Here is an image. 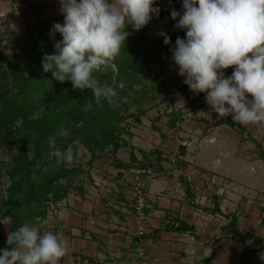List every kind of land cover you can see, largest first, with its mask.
Instances as JSON below:
<instances>
[{"label":"crops","instance_id":"0c3cea01","mask_svg":"<svg viewBox=\"0 0 264 264\" xmlns=\"http://www.w3.org/2000/svg\"><path fill=\"white\" fill-rule=\"evenodd\" d=\"M30 1L41 8L51 29L54 23L63 24L59 0H0L1 29L9 33L26 30L21 13H32ZM160 3L165 5L164 0L155 4ZM202 102V110L215 116L206 100ZM226 118L232 120L231 115ZM209 120L186 127L193 131L181 140L170 134L172 140L161 145L172 149L178 140L185 146V170L193 178L194 195L187 198L176 174L149 182L142 255L136 244V218L126 213L133 209L132 184L140 174H130L129 185V175L121 181L119 172L117 178H100L96 173V180L84 186L82 193H69L58 202L41 228L68 240L60 264H264V126L236 121L237 126L214 125L218 119ZM145 159L154 161L155 154ZM137 163L130 161L128 169L132 171ZM211 194L218 195L216 212L211 210ZM233 216L236 225L230 222ZM180 221L194 229L177 230Z\"/></svg>","mask_w":264,"mask_h":264},{"label":"clouds","instance_id":"9594fccd","mask_svg":"<svg viewBox=\"0 0 264 264\" xmlns=\"http://www.w3.org/2000/svg\"><path fill=\"white\" fill-rule=\"evenodd\" d=\"M64 22L54 23L51 33L62 36L57 52L45 54L42 66L54 80L70 81L73 90L91 91L95 105L102 101L120 107L115 87L101 85L95 73L102 72L119 55L131 33L140 31L159 15L156 0H59ZM177 37L171 49L178 74L194 93H206V103L218 119L232 116L241 125L264 126V0H183V14L173 10ZM164 44L171 38L164 32ZM233 68L230 76L224 70ZM120 89L125 87L121 80ZM127 102V97L123 98ZM93 110L88 100L82 111ZM82 123V122H81ZM50 155L56 162L71 164L74 153L61 151L49 137ZM8 224L9 222H0ZM48 221L24 223L7 233L8 248L0 249V264H60L68 240L51 231L41 232Z\"/></svg>","mask_w":264,"mask_h":264},{"label":"trees","instance_id":"16d2710c","mask_svg":"<svg viewBox=\"0 0 264 264\" xmlns=\"http://www.w3.org/2000/svg\"><path fill=\"white\" fill-rule=\"evenodd\" d=\"M177 10L183 14V1L171 0ZM33 16L37 22L28 26L27 37L30 42L24 51L28 57L26 62H21L18 57L10 58L0 48V71L2 81L0 83V147L17 146L16 154L12 156L14 167L9 171L11 184L7 189V196L3 200L1 218H9L10 231H15L24 223L40 221L47 217V210L41 208L43 200L55 206L67 196L66 186L56 188L60 179L68 174L64 165L49 167L44 170L38 167V162L45 152L50 151L48 146L49 137H55L57 147L63 151L77 138L84 143L92 159H96L107 147L113 145V151L117 152L121 146H127L128 140L122 135L124 132L132 137L128 129L119 124L125 119L120 114L121 97L128 94L127 82L134 83L141 81V75L156 62H161L167 53L168 46L164 44L163 36L155 42L154 48L144 46L145 38L143 31H133L131 26L126 31L131 33L121 47L119 55L102 72L95 73L100 84H108L116 88L119 94L120 107L112 108L107 102L102 101L100 106L95 105L92 93L85 89L73 90L70 81L61 83L52 77V72H45L42 66V59L45 54L52 55L57 52L55 44L62 41L60 33H51L48 22L42 17L41 8L33 1L29 2ZM28 17L27 11L24 13ZM171 40L177 36L175 32L167 34ZM3 37V36H2ZM183 38L186 34L182 35ZM6 38H0V42ZM8 42H19L17 38L7 40ZM225 76H230L224 70ZM123 80L125 87L120 89L119 82ZM156 90L159 94L167 96L171 93L166 82L158 77L154 80ZM125 88L127 90H125ZM206 93H199L190 102L205 100ZM88 100H93V110L83 112V106ZM145 113L142 110L139 115ZM172 123L181 118L180 110H172ZM178 118V119H177ZM17 122H20L19 124ZM82 122V123H81ZM227 123L237 126L229 118L218 119L214 125ZM67 129L68 135H61V131ZM22 143V144H20ZM32 146L33 155L30 156L28 147ZM155 160L139 162V169L149 167L161 170L164 166L162 161L163 152L155 150ZM185 146H180V155L177 158L174 168L185 170L187 162ZM131 161L137 162L134 154H131ZM115 164L120 168H130V164H123L121 161ZM143 175V174H142ZM168 176L173 174H167ZM179 180L185 188L187 198L194 195L191 181L183 175H178ZM51 195V198H50ZM213 208L219 210L218 195L211 194ZM35 205H31V204ZM236 225L237 220L233 216L230 220ZM179 231L193 230L194 226L180 221L175 226ZM6 244L5 248H8ZM0 249H3L0 244Z\"/></svg>","mask_w":264,"mask_h":264},{"label":"rangeland","instance_id":"374dc122","mask_svg":"<svg viewBox=\"0 0 264 264\" xmlns=\"http://www.w3.org/2000/svg\"><path fill=\"white\" fill-rule=\"evenodd\" d=\"M164 2L165 5H161V3L159 6L157 4L154 5V7H158L159 9L161 8V13L159 12L158 16L152 14L151 21L141 29V31L144 32V46L154 48V42L158 38L162 37L159 35L161 32L166 34L175 32L177 36L171 40L170 44H168L169 48L162 61L152 64L149 70L142 73L140 82L134 83L133 80L127 82V85H129L127 87V102H124V97H121L120 107V114L125 116V119L119 124L121 127L128 129L132 134L131 138H129L128 134L125 132L122 134L124 138L128 140L127 146H121L117 152H114L113 145H111L104 151H100L99 153L101 155L99 157L92 159L87 146L75 138L66 148H70L74 153V160L71 164H65L63 162L58 164L56 162V158L50 155L51 149L50 151L45 152L41 160L38 162V167H43L44 170L49 167H56L60 165H64V167L67 168L68 175L60 179L59 183L55 185L56 188L66 186L68 189L67 196L69 193H75L76 195H78L77 193H82V191H84V186L86 187L96 180V177H94L96 173L100 178L101 176H113L114 178H117V172H119V176L122 174V176H120L122 178L120 179L121 181H124V178L129 175V179L126 181L130 185V183H132L129 181L132 179L130 174L134 173L135 176L140 174L139 177H141V173L144 169H139V162H142L145 157L147 158L148 154H150V156H152V154H156L155 150L169 152V147L166 146L163 148L161 145L163 143L170 142L169 139L172 140L170 134L174 135V138L178 136L181 140L182 138L189 136L188 134H191V130L193 131V129H187L186 127L191 126V124L193 125L197 120L202 121V119L206 120L209 118L210 120L207 122H211L214 121V119H218L216 116L217 114L213 117H209L208 113H205L202 110L205 106V103L202 102L203 100H198L193 104L190 102V100L194 98L197 93L191 91L183 82L185 77L178 74V66L175 65L171 52V49L175 47L177 37L183 38L182 35L186 34V30L174 27L178 22V18L177 20H173L171 12L173 10L177 12L179 11L171 0H164ZM28 14V17L26 18L24 12L22 11L21 13L24 24L27 26L26 30L24 29L22 33L5 32L0 27V38H6L4 41L0 42V48L4 50L5 54L10 56V58L18 57L17 59L21 62H26L28 60V57L24 56V51L30 42V38L27 37L28 26L37 22L33 13L29 12ZM13 38H17L21 41L14 43L7 41ZM225 70L230 73L233 72V68ZM0 75H2V71H0ZM158 77H161L171 90V93L167 96L159 94L156 90V83H154V80ZM1 81L2 77H0V83ZM125 90L127 89L125 88ZM142 110H145V113L139 115ZM172 110H180L181 112V118H177L178 120L175 124H171L172 115L170 112ZM17 123L19 124L20 122ZM174 131H177V134H174ZM61 135L67 136L68 130H62ZM16 152V145H13L12 147H0V216L2 214V210L4 209L2 202L6 198L7 189L11 184L9 171L14 167L12 156L13 154H16ZM28 152L32 157V146L28 147ZM131 154H134L137 161H139L138 163L136 162L137 167L135 169L133 168L134 171L124 169L126 171L120 172L119 170L121 168L117 167L115 164H118L117 162L119 161L123 164H130ZM193 155H195V153ZM189 158L190 161L194 162L195 158L192 159L191 155ZM131 162L132 165H134L133 161ZM175 174L178 175L177 172L174 173V175ZM187 178H190L191 182L193 181L192 177L189 176ZM41 203V208H45L47 210V216L54 210V208L57 207V205L55 206V204L53 205L46 200H43ZM31 205L35 204L32 203ZM4 221L9 223H0V244L3 249H5L7 244V233L10 231L9 218L0 217V222Z\"/></svg>","mask_w":264,"mask_h":264},{"label":"built area","instance_id":"2783aa9c","mask_svg":"<svg viewBox=\"0 0 264 264\" xmlns=\"http://www.w3.org/2000/svg\"><path fill=\"white\" fill-rule=\"evenodd\" d=\"M177 139V138H176ZM180 146L181 143L176 140L172 149L169 152L163 151V157L166 159L162 161V165L164 166L161 170H155L151 167L144 169L141 174V177L137 178L136 181L133 183V195L134 201L132 204L133 209L128 208L126 213L129 216L132 214L136 218V244L138 246L139 254L142 255L143 250V238L146 233V224L149 220L147 214L145 213L144 209L148 206V199H147V187L151 180L156 178H164L167 174H174L178 173V175H183L185 177H189L190 173L187 170H178L175 167L177 158L180 155ZM178 170V171H177ZM189 179V178H188Z\"/></svg>","mask_w":264,"mask_h":264}]
</instances>
